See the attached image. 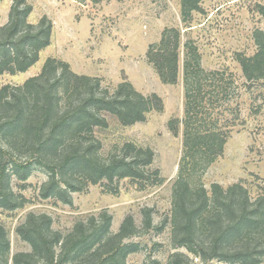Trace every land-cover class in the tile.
Returning a JSON list of instances; mask_svg holds the SVG:
<instances>
[{
  "label": "trees",
  "instance_id": "trees-1",
  "mask_svg": "<svg viewBox=\"0 0 264 264\" xmlns=\"http://www.w3.org/2000/svg\"><path fill=\"white\" fill-rule=\"evenodd\" d=\"M205 1L211 0H181L183 22H190ZM32 13L27 0H14L9 22L0 26V75L27 72L51 45L52 22L45 16L32 23ZM258 13L264 20V6L258 8ZM253 39L256 54L237 55L250 86L264 81V31L256 30ZM180 46L181 32L166 29L161 41L149 49L148 58L165 84L177 82ZM185 47L184 151L173 193V244L203 261L262 264L264 197L252 201L241 185L224 189L214 184L209 194L200 178H195L225 150L227 133L216 114L237 93L238 86L226 70H205L193 43ZM162 110L159 96H145L129 82L110 91L103 89L98 79L75 74L68 63L48 59L39 76L21 87L0 90V209L17 211L25 206L11 182L12 177L21 174L23 179L28 177L33 164L30 158L50 173L41 188L42 196L66 204H72L71 193L81 190L79 185L97 184L104 179H141L143 165L153 163L150 150L125 144L121 156L104 161L98 154L102 144L95 134L109 128L106 115L129 127L145 122L153 111ZM111 222L103 212L99 221L92 217L63 234L53 229L47 215L29 214L17 234L31 251L18 253L11 260L7 234L0 227V264H9L10 260L13 264H126L128 256L139 249L137 244L126 243L137 235L138 228L128 217L115 234ZM144 224L147 230L153 225L150 211L145 212ZM183 259L187 255L176 252L169 264H180Z\"/></svg>",
  "mask_w": 264,
  "mask_h": 264
},
{
  "label": "rangeland",
  "instance_id": "rangeland-1",
  "mask_svg": "<svg viewBox=\"0 0 264 264\" xmlns=\"http://www.w3.org/2000/svg\"><path fill=\"white\" fill-rule=\"evenodd\" d=\"M14 0L0 2V26L9 22ZM33 7L32 23L43 17L52 22L51 45L40 54L36 65L25 73L0 75V90L21 87L41 74L48 59L68 63L80 76L98 79L103 89L115 90L129 82L145 96L157 95L162 111H153L143 123L124 127L106 115L109 128L99 129L95 139L101 142L98 154L104 161L122 155L125 144L153 153V163L143 165L141 179L101 180L79 185L71 193L72 204L44 198L42 186L48 181V169L30 158L32 167L26 179L12 177V188L25 201L17 211L0 209V227L11 246V260L18 253L30 252V246L17 234L29 214L47 215L53 229L66 234L80 222L92 217L99 221L106 212L111 217V231L118 233L131 217L138 233L126 243L139 249L130 254L126 264H169L172 254L184 253L180 264H227L203 261L172 240L171 216L174 185L184 151L185 45L193 43L207 71H228L238 86L233 98L217 110L221 129L227 133L224 152L204 174L195 178L211 194L212 186L224 189L241 185L252 201L264 197V81L247 84L237 55L248 57L257 52L253 34L264 31L258 8L264 0H211L201 4L190 22H183L181 0H27ZM166 29L181 32L177 82L165 84L148 58L152 45L161 41ZM91 140V139H89ZM24 161V160H23ZM75 176V180H79ZM79 182H82L81 180ZM150 211L152 227L145 228V212ZM10 260L9 264H13ZM262 264H264V259Z\"/></svg>",
  "mask_w": 264,
  "mask_h": 264
}]
</instances>
